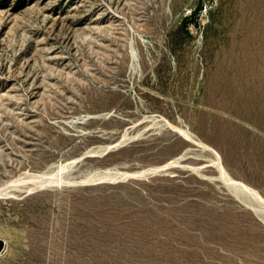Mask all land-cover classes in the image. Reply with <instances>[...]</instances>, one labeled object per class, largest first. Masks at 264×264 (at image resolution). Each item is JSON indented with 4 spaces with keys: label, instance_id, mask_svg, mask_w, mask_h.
I'll list each match as a JSON object with an SVG mask.
<instances>
[{
    "label": "rangeland",
    "instance_id": "rangeland-1",
    "mask_svg": "<svg viewBox=\"0 0 264 264\" xmlns=\"http://www.w3.org/2000/svg\"><path fill=\"white\" fill-rule=\"evenodd\" d=\"M218 160L264 198V0H0V188L69 164L0 264H264Z\"/></svg>",
    "mask_w": 264,
    "mask_h": 264
},
{
    "label": "bare ground",
    "instance_id": "bare-ground-1",
    "mask_svg": "<svg viewBox=\"0 0 264 264\" xmlns=\"http://www.w3.org/2000/svg\"><path fill=\"white\" fill-rule=\"evenodd\" d=\"M185 136L192 140L191 135L182 132ZM193 142H196L193 139ZM198 144V143H197ZM218 156V155H217ZM69 165V164H68ZM67 166H61L59 171L53 175L47 173L41 174H25L21 175L18 179L12 181L8 185L0 188V197H8L12 194L14 190H18L22 188V186H30L31 189H45L47 187H61L64 183L63 174L65 170L68 168ZM176 165V164H175ZM217 167V171L220 174L219 179L228 188V191L231 192L236 198L239 199L241 203L249 207L252 211H254L262 220H264V198H262L255 190L238 184L225 170V167L222 165L221 161L218 160L215 163ZM166 168V167H165ZM163 168H159L156 170H149L138 174L133 175H124L123 178L127 177H139V176H147L148 174H153L155 172H159ZM111 180V179H110ZM113 181V180H112ZM31 194V193H30Z\"/></svg>",
    "mask_w": 264,
    "mask_h": 264
},
{
    "label": "water",
    "instance_id": "water-1",
    "mask_svg": "<svg viewBox=\"0 0 264 264\" xmlns=\"http://www.w3.org/2000/svg\"><path fill=\"white\" fill-rule=\"evenodd\" d=\"M159 172H155V173H153V174H151V175H155V174H158ZM127 178H129V177H127ZM3 249H4V242L3 241H0V253L3 251Z\"/></svg>",
    "mask_w": 264,
    "mask_h": 264
}]
</instances>
